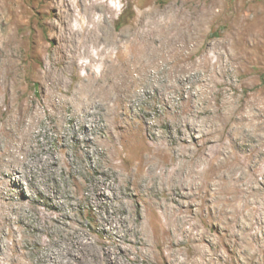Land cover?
Segmentation results:
<instances>
[{
	"label": "rangeland",
	"instance_id": "rangeland-1",
	"mask_svg": "<svg viewBox=\"0 0 264 264\" xmlns=\"http://www.w3.org/2000/svg\"><path fill=\"white\" fill-rule=\"evenodd\" d=\"M48 1L0 0V38L14 36L10 38L17 44L13 49L17 69L0 67L1 76L15 81L12 91L0 87V123L11 113L21 130L31 126L25 139L31 151L25 159L30 160L32 153L41 158L51 153L59 161L57 165L43 162L36 177L27 166H15L27 172L23 193L31 197L0 230V259L5 264H45L49 257L57 264H110L100 261L106 248L122 264H160L166 250L180 249L187 255L184 240L179 245L157 243V224L147 219V202H171V194L134 174L135 166L143 145L154 139L173 152L179 149L174 153L177 162L186 153L201 157L210 145L203 139L211 131L247 158L256 181L264 183V0H113V4L106 0L113 8L102 23L103 30L122 41L138 31L144 44L159 46V55L117 113L96 102L87 116L73 93L87 69H65L58 61L55 40L60 26ZM120 16L123 24L117 27ZM101 69L94 67V73L104 76ZM46 70L58 74L60 82H44ZM120 120L122 131L111 135V122ZM10 183H5L4 198L20 202L21 195ZM35 184L61 205L54 207ZM196 218L214 236L215 246L208 250H220L219 234ZM261 225L257 220L253 231L263 237L264 245ZM79 236L88 246L76 247ZM252 244L258 250L256 238ZM226 256L228 261L222 264H264V251L256 261L237 254L241 263L234 259L236 255Z\"/></svg>",
	"mask_w": 264,
	"mask_h": 264
},
{
	"label": "bare ground",
	"instance_id": "bare-ground-1",
	"mask_svg": "<svg viewBox=\"0 0 264 264\" xmlns=\"http://www.w3.org/2000/svg\"><path fill=\"white\" fill-rule=\"evenodd\" d=\"M110 5L107 4L106 0H50L47 3L49 8L55 9V19H57V24L60 26L55 40V46L59 51L57 52V54L59 53L58 61L63 64L65 69L70 66L87 69L85 75H78V84L75 85L76 88L73 92L75 99L82 104L85 116L92 114L89 112V108L96 102L112 114L117 113L119 105L126 99V96L134 92L136 83L143 78V72L150 63L156 64L159 55V46L144 44L138 31L132 37L122 41L123 39L120 40L103 30L102 23L105 21L107 13H110L111 8H113ZM97 13H99V16H97ZM55 28L57 27L55 26ZM6 35L0 38V67L6 68L8 71H14L17 64L13 49L17 44H15L16 41L11 39L14 36H10V38ZM113 50L115 51L114 54ZM99 65L102 66L101 70L104 76L94 73V67ZM49 71L46 70L42 73L43 81L51 85L59 83L62 78L58 74ZM57 71L55 72L57 73ZM134 72H136L135 75ZM14 83V79L0 75V87L4 86L5 89L12 91ZM140 83L142 82L140 81ZM110 102L113 103L112 106L109 105ZM10 108L7 106L6 111L10 112ZM241 113L243 112L241 111ZM14 123V116L11 113H7L6 119L0 123V194H3V196H0V230L5 223L7 224L11 220V215L19 208L18 206L22 207L25 204L26 200L24 199L31 197V194L27 192L28 196L25 198L23 193V180L26 179L27 172L17 171L15 166H27L29 172L32 173V177H36L41 173L43 162H51L54 165L59 162L55 155L51 153H48L46 158H41L32 153L30 160L25 159L31 151L29 145L25 143L26 137L31 133V126L21 130ZM121 123V120L111 122V135H114L117 130L122 131ZM128 127L130 126L128 125ZM87 130V128L82 130L83 134H87ZM213 135L214 133L211 131L206 133L203 140L205 144L210 143V145L208 151L204 152L205 154L201 157L197 158L190 153L187 156L186 153L177 162L178 156L175 157L174 153H177L179 149L173 152L172 147L169 148L163 141L154 139L153 142L142 144L144 151L139 153L137 163L135 161L134 174L145 180H151L152 186L157 185L168 189L171 194L169 198L171 202H147V219L154 226L157 224L156 229H154L157 243L161 246L165 243L179 245L180 241L184 240L186 244L187 255L183 254L180 249L176 251L166 250V254H164L165 249L161 248L163 255L159 258L160 264H222L228 261L226 255L232 254L236 255L234 259L237 262H240L237 254H247L248 258H251V260L253 258L256 261L258 253L264 251L262 236L257 237L258 231H253L254 224L257 220H260L262 223L260 228L264 235V183L256 181L257 174L255 175V171L249 169L251 163L247 161V158H243L237 152L231 150L225 141L226 138L221 139L219 135L218 137ZM75 137L79 139L80 134L76 133ZM113 145L115 143L111 146ZM182 149L184 148L182 147ZM119 151L121 150L119 149ZM21 154L24 156H21ZM109 155L111 156V154ZM197 155H200V153ZM172 163L174 166L169 168L168 165ZM200 163L204 164V167L201 168ZM39 181L37 180V183ZM6 182H11L12 186L21 195L20 202L13 203L11 200L4 198ZM35 188L38 192L50 197L53 201L51 204L54 207L58 208L61 205V201L51 193H47L43 187L41 188L38 184H35ZM99 191L103 193V189L99 188ZM196 217H201L219 234L217 236L221 240L220 250L215 248L214 250H208V247L215 246L214 236L207 234V231L197 223ZM79 237L75 240L76 247L88 246L87 240L85 241L82 236ZM254 238L258 241V250L252 244ZM133 243L135 244V240H133ZM123 250L125 251L126 248L124 247ZM102 254L101 262L106 260L110 264H122L113 255L115 252L111 249L106 248ZM46 260L45 264L58 263L55 258L51 259L49 257ZM263 262L264 259L262 258ZM0 264H5L3 258L0 259Z\"/></svg>",
	"mask_w": 264,
	"mask_h": 264
},
{
	"label": "trees",
	"instance_id": "trees-1",
	"mask_svg": "<svg viewBox=\"0 0 264 264\" xmlns=\"http://www.w3.org/2000/svg\"><path fill=\"white\" fill-rule=\"evenodd\" d=\"M122 24H123L122 16H120V17L118 18V21H117V27H120Z\"/></svg>",
	"mask_w": 264,
	"mask_h": 264
}]
</instances>
